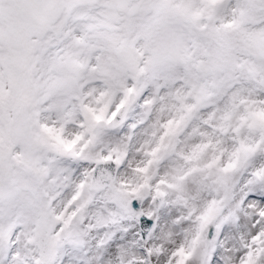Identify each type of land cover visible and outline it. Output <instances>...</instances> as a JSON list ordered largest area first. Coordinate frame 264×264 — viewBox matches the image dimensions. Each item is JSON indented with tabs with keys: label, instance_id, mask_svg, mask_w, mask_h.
<instances>
[{
	"label": "snow or ice",
	"instance_id": "6c2138e0",
	"mask_svg": "<svg viewBox=\"0 0 264 264\" xmlns=\"http://www.w3.org/2000/svg\"><path fill=\"white\" fill-rule=\"evenodd\" d=\"M0 264H264V0H0Z\"/></svg>",
	"mask_w": 264,
	"mask_h": 264
}]
</instances>
